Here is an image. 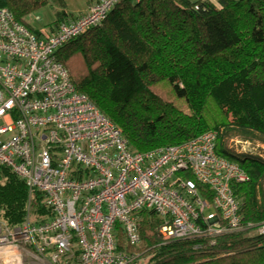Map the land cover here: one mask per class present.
<instances>
[{
	"label": "built area",
	"instance_id": "built-area-1",
	"mask_svg": "<svg viewBox=\"0 0 264 264\" xmlns=\"http://www.w3.org/2000/svg\"><path fill=\"white\" fill-rule=\"evenodd\" d=\"M118 1L98 0L39 35L0 7V166L30 193H42L50 211L34 220L29 213L17 226L0 211V264H131L139 255L118 248L116 227L137 247L143 210L161 217L166 241L203 235L214 244L240 229L232 184L249 175L217 154V132L132 150L59 61L57 51L101 23Z\"/></svg>",
	"mask_w": 264,
	"mask_h": 264
},
{
	"label": "trees",
	"instance_id": "trees-1",
	"mask_svg": "<svg viewBox=\"0 0 264 264\" xmlns=\"http://www.w3.org/2000/svg\"><path fill=\"white\" fill-rule=\"evenodd\" d=\"M48 6L56 17L51 27L80 16L68 11L65 0H0V7L37 35L40 30L28 19ZM76 54L85 61V77L74 71ZM57 57L77 90L121 128L132 150L180 145L214 131L217 154L249 175L247 182L232 184L240 203L239 232L218 236L214 244L203 235L166 241L159 232L161 217L143 210V246L131 264H263L264 234L258 226L264 222V158L236 153L231 140L264 141V0H119ZM158 84L189 112L155 93ZM43 200L0 166V211L8 224L20 225L29 213H50ZM116 230L118 248L130 251L121 226Z\"/></svg>",
	"mask_w": 264,
	"mask_h": 264
},
{
	"label": "rangeland",
	"instance_id": "rangeland-1",
	"mask_svg": "<svg viewBox=\"0 0 264 264\" xmlns=\"http://www.w3.org/2000/svg\"><path fill=\"white\" fill-rule=\"evenodd\" d=\"M216 1V0H212ZM66 2V7L69 12L73 13L74 15H82L87 11V5H88V0H65ZM87 8V9H86ZM86 10V11H85ZM112 10V9H111ZM110 10V11H111ZM82 12V13H81ZM34 16H40L41 20L40 21H33ZM55 11L53 7L48 6L44 7L41 10L33 13L28 19V23L31 24L32 28L35 30H46L52 26V24L55 21ZM72 65L74 67L75 73L80 76V77H85L88 75L87 67L85 65L84 59L81 57V55L76 54L73 56L71 59ZM152 90L157 93L161 94L164 97V100L169 103V105L175 104L178 107V110H183L184 112L188 113L189 111L187 110V107L183 105L182 102H179L176 97L172 95V93L169 90H166L165 87L161 85H155L152 87ZM180 105H182L180 107ZM232 145L231 147L235 150L236 153H253L259 157L264 158V141L263 139L258 138L256 143H245L243 141L240 142V140H231ZM257 142L259 144H257ZM235 153V154H236ZM239 155V154H237ZM38 214L31 213L30 219L34 220L37 219ZM28 216V215H27ZM240 229L236 230L239 232ZM234 231V232H236ZM143 246V242H141L140 245L137 247H131L130 252L132 253H137L139 254V249H141ZM34 264L35 262L32 261ZM47 264V263H46Z\"/></svg>",
	"mask_w": 264,
	"mask_h": 264
},
{
	"label": "crops",
	"instance_id": "crops-1",
	"mask_svg": "<svg viewBox=\"0 0 264 264\" xmlns=\"http://www.w3.org/2000/svg\"><path fill=\"white\" fill-rule=\"evenodd\" d=\"M98 0H88V5L87 8H89L92 4H94L95 2H97ZM86 8V9H87ZM86 11V10H85ZM82 13V12H81Z\"/></svg>",
	"mask_w": 264,
	"mask_h": 264
},
{
	"label": "bare ground",
	"instance_id": "bare-ground-1",
	"mask_svg": "<svg viewBox=\"0 0 264 264\" xmlns=\"http://www.w3.org/2000/svg\"><path fill=\"white\" fill-rule=\"evenodd\" d=\"M33 21H35V17H33Z\"/></svg>",
	"mask_w": 264,
	"mask_h": 264
}]
</instances>
